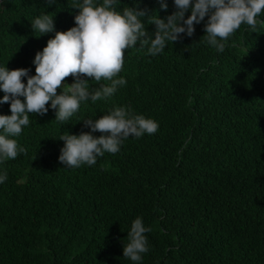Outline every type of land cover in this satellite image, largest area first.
<instances>
[{"label":"trees","instance_id":"obj_1","mask_svg":"<svg viewBox=\"0 0 264 264\" xmlns=\"http://www.w3.org/2000/svg\"><path fill=\"white\" fill-rule=\"evenodd\" d=\"M167 4V11L158 0L116 7L138 6L151 17L176 11ZM76 6L0 0V66L35 75L32 61L55 32H33L32 21L50 14L55 31L65 32L76 26ZM142 19L154 38L151 18ZM207 19L155 57L139 41L126 49L118 76L127 83L82 102L67 121L55 120L50 102L46 114H29L13 137L26 153L2 165L0 264H136L123 247L138 216L151 228L140 264H264V25L242 24L219 53L203 37ZM83 78L90 91L109 83ZM73 82L70 75L62 84ZM114 106L156 120L157 132L128 138L93 166L67 169L58 160L61 135L89 132L82 120ZM0 114L11 115L9 103Z\"/></svg>","mask_w":264,"mask_h":264},{"label":"clouds","instance_id":"obj_2","mask_svg":"<svg viewBox=\"0 0 264 264\" xmlns=\"http://www.w3.org/2000/svg\"><path fill=\"white\" fill-rule=\"evenodd\" d=\"M49 4L55 0H48ZM160 9L167 11L168 4L176 11L172 14L161 12L160 16L148 17L138 6L123 7L117 10L120 0H77L79 13L74 17L76 26L65 32L55 31L54 18L43 13L31 23L33 32L42 35L55 32L47 46L38 51L32 61L35 75L31 69L9 70L0 66V105L9 103L11 115L0 114V184L8 176L2 167L6 160L16 159L26 153L16 139L25 126L30 123V113L44 115L49 111L50 102L55 110V120L67 121L80 109L81 103L95 102L113 96L119 87L127 83L118 76L125 62V50L134 48L139 41L140 48L147 46V55L155 57L164 52L167 42L181 38V34L191 37L194 24H204L205 42L217 52H224L228 40L242 24L256 30L264 25L258 20L264 10V0H158ZM190 15L185 18L186 13ZM74 14V11L71 13ZM142 18H151L155 25L154 38L150 36ZM40 35V36H42ZM72 76L71 85L62 84L66 77ZM102 79L109 83L90 91L88 80ZM118 77V78H117ZM22 78H27L26 83ZM63 85L66 91L57 94ZM23 97V101L20 99ZM89 132L62 134L64 146L60 149L59 162L68 168L82 165L93 166L98 157L105 153L116 154L128 138H140L154 134L159 123L144 115L134 114L128 106H114L99 119L82 120ZM95 132L102 135L96 137ZM146 227L142 217H136L127 232L128 243L124 244L123 256L140 264L143 254L149 251Z\"/></svg>","mask_w":264,"mask_h":264}]
</instances>
